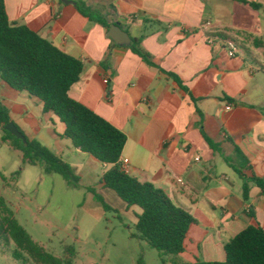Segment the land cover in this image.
I'll list each match as a JSON object with an SVG mask.
<instances>
[{
    "label": "crops",
    "instance_id": "0c3cea01",
    "mask_svg": "<svg viewBox=\"0 0 264 264\" xmlns=\"http://www.w3.org/2000/svg\"><path fill=\"white\" fill-rule=\"evenodd\" d=\"M83 1L103 14L109 28L61 0H5L12 22L83 60L69 94L125 132L121 160L129 159L130 174L165 190L198 220L189 233L200 228L190 239L196 250L191 260L182 259L186 243L179 259L224 261L225 244L234 236L250 225L264 228V187L249 181L244 199V179L228 164V171H219L216 162L219 152L239 166L233 139L249 161L247 179L264 183V0H248L260 8L238 0ZM114 24L132 43L141 38L155 66L132 44L109 36ZM209 36L216 38L213 45ZM226 39L237 43V56L229 57ZM167 72L177 74L197 100ZM0 101L28 138L64 157L65 124L45 113L38 98L0 78ZM201 126L222 151L209 146Z\"/></svg>",
    "mask_w": 264,
    "mask_h": 264
},
{
    "label": "trees",
    "instance_id": "16d2710c",
    "mask_svg": "<svg viewBox=\"0 0 264 264\" xmlns=\"http://www.w3.org/2000/svg\"><path fill=\"white\" fill-rule=\"evenodd\" d=\"M238 1L260 8V5L248 0ZM76 9L90 20L109 28L103 14L92 9L85 1L77 0ZM131 49L145 62L155 66L152 56L141 46V38L133 40ZM84 67L83 60L61 50L28 25L12 22L5 0H0V78L12 88L38 98L43 103L45 113H53L65 124L62 137L70 139L75 148L109 166L102 177L104 186L114 190L129 207L138 206L141 209V213L137 214V233L134 236L147 241L163 255H174L173 264H264V228L260 225L248 226L227 242L224 261L197 259L186 263L179 259L186 249L190 230L198 224V220L178 206L165 190L122 170L121 156L127 142L125 132L69 94L71 87L80 80ZM167 73L184 93L197 100L177 74ZM228 100L233 102L231 98ZM198 112L202 114L200 109ZM10 122L9 109L0 101L2 141L21 151L25 163L41 165L48 173L62 175L70 185H79L80 177L71 164L37 139L26 136L27 143H24L6 130ZM201 130L209 146L214 151H222L219 143L207 136L202 126ZM230 141L235 146L240 164H233L229 157H225V160L244 179L243 195L248 200L249 181L261 187H264V183L258 177L247 179L243 168L249 161L233 139ZM89 190L106 209H111L95 188L90 187ZM0 209V236L16 243L17 249L13 253L16 259H24L23 253H26L37 264H75L73 248H67L69 256L64 258L48 251L20 224L1 196Z\"/></svg>",
    "mask_w": 264,
    "mask_h": 264
},
{
    "label": "rangeland",
    "instance_id": "374dc122",
    "mask_svg": "<svg viewBox=\"0 0 264 264\" xmlns=\"http://www.w3.org/2000/svg\"><path fill=\"white\" fill-rule=\"evenodd\" d=\"M0 129V196L14 211L20 224L33 239L56 256L68 257L67 248L74 249L75 264H173L174 255H163L137 233L138 206L129 207L118 194L104 186L102 177L108 167L91 155L79 152L70 142L63 159L80 177L78 186L70 185L58 173H48L41 165L25 163L21 151L2 141ZM219 171H228L223 156L216 152ZM237 183L240 178L234 174ZM100 193L105 206L89 190ZM1 214V209H0ZM187 252L180 257L191 260L196 250L191 238ZM16 243L0 236V264H37L26 253L16 259Z\"/></svg>",
    "mask_w": 264,
    "mask_h": 264
},
{
    "label": "water",
    "instance_id": "95a60500",
    "mask_svg": "<svg viewBox=\"0 0 264 264\" xmlns=\"http://www.w3.org/2000/svg\"><path fill=\"white\" fill-rule=\"evenodd\" d=\"M66 4L76 5V1L73 0H61ZM109 36L118 44L130 46L132 44V38L128 32L123 30L119 25L114 24L109 30ZM6 130L11 132L16 137L23 140L24 143H27L26 135L18 128V126L12 121L6 126Z\"/></svg>",
    "mask_w": 264,
    "mask_h": 264
},
{
    "label": "built area",
    "instance_id": "2783aa9c",
    "mask_svg": "<svg viewBox=\"0 0 264 264\" xmlns=\"http://www.w3.org/2000/svg\"><path fill=\"white\" fill-rule=\"evenodd\" d=\"M207 41H208V43L210 45H213L215 43V41H216V38L213 37V36H209ZM224 44H225V47L228 50L229 57H235V56L238 55L239 47H238L237 43L234 40L226 39V40H224ZM105 82L107 83L108 80L106 79ZM197 159H199V158H197ZM129 163H130L129 159L121 160V168H122V170L125 171L126 173L130 174L131 168L129 166Z\"/></svg>",
    "mask_w": 264,
    "mask_h": 264
}]
</instances>
